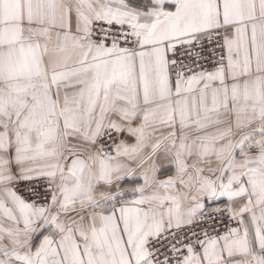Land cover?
<instances>
[{"label":"snow or ice","instance_id":"snow-or-ice-1","mask_svg":"<svg viewBox=\"0 0 264 264\" xmlns=\"http://www.w3.org/2000/svg\"><path fill=\"white\" fill-rule=\"evenodd\" d=\"M0 264H264V0H0Z\"/></svg>","mask_w":264,"mask_h":264}]
</instances>
